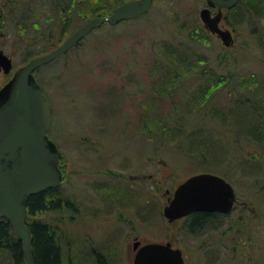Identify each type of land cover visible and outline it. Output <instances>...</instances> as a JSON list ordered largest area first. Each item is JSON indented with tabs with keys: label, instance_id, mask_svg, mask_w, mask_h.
<instances>
[{
	"label": "rangeland",
	"instance_id": "1",
	"mask_svg": "<svg viewBox=\"0 0 264 264\" xmlns=\"http://www.w3.org/2000/svg\"><path fill=\"white\" fill-rule=\"evenodd\" d=\"M10 1L0 0V50L12 71L52 51L45 50L48 40L62 29L69 36L96 17L87 5L79 14L78 3L55 19L48 0L30 1L26 13ZM203 7L204 0H156L151 26L143 20L101 26L34 74L51 106L48 138L62 154V182L53 195L60 207L38 216L55 232L60 264H132L134 236L171 242L186 254L193 250L186 264H264V3L262 14L236 28L223 16L232 46L208 32L193 46L199 55L183 58V65L163 62L162 40L180 43L192 24L204 28ZM97 37L102 44L92 43ZM171 63L173 74L162 86L161 71ZM154 79L164 91L158 107L151 97ZM240 107L252 110L249 130L239 129ZM97 138L102 147L87 149ZM198 173L226 179L241 204L188 234L182 221L170 224L163 216L164 192ZM0 264H12L6 251L0 250Z\"/></svg>",
	"mask_w": 264,
	"mask_h": 264
},
{
	"label": "water",
	"instance_id": "2",
	"mask_svg": "<svg viewBox=\"0 0 264 264\" xmlns=\"http://www.w3.org/2000/svg\"><path fill=\"white\" fill-rule=\"evenodd\" d=\"M206 7L198 16L205 30L216 35L224 47L234 43L232 32L223 29V9H230L238 0H204ZM154 0H128L106 16L94 17L52 51L32 58L18 68L0 90V218L7 220L12 235L21 243L25 264H35L31 254V233L25 223L30 196L59 187L62 173L58 168L61 152L48 138L50 102L33 73L42 65L67 53L91 31L108 24L145 15ZM216 8L212 15L210 8ZM9 73L11 60L0 50V69ZM236 202L235 190L224 178L212 173H198L180 183L172 199L163 208L169 221L192 212L227 214ZM133 264H184L181 251L170 244H147L134 257Z\"/></svg>",
	"mask_w": 264,
	"mask_h": 264
},
{
	"label": "trees",
	"instance_id": "3",
	"mask_svg": "<svg viewBox=\"0 0 264 264\" xmlns=\"http://www.w3.org/2000/svg\"><path fill=\"white\" fill-rule=\"evenodd\" d=\"M30 1H33V0H27V1L11 0L10 5H15V10L18 9L19 12L21 11V12L26 13L28 10L31 9V5L29 3ZM126 1L128 0H68V2L64 4L62 0H48V3H49V10L52 13V16L55 19L56 18L58 19V18H62L63 16L67 15L66 12L71 10V8L75 9V6H74L75 3H78V5L80 6L79 14L82 13L84 8L92 7L93 8L91 9L92 16L98 17V16H106L110 14L111 11L116 6ZM243 1L244 0H238V2L236 3L234 7L225 11L224 19L227 25L236 28L238 26L249 23V20L252 19V16H257L255 14H259V15L262 14L264 0H249L248 2H243ZM107 2L111 6L108 7ZM15 13L16 12L14 10H10L9 15L11 16V14L14 15ZM158 13H156V11L153 12L152 8H150V10L145 15L138 17L134 20L120 22L114 26H110L108 24H104L103 26H106L110 29H114L117 26L126 24L128 22L139 23L140 20L144 21L145 26H151L152 20L157 18ZM22 17L23 18L27 17V15L23 14ZM11 18L12 17H10L9 19ZM79 20L83 21L84 19L79 18ZM63 23L64 21L62 22V24ZM33 25L35 24H32V26ZM193 25L194 24H192L189 27L190 29L186 33V37L184 38L185 40L182 39V41H186L187 43L182 44V41L180 43H174L171 38H169V40H162L161 52L164 54V58L162 59L163 62H164V59H166V62L169 61V59H175L176 62L174 64L183 65L182 63L183 58H188L193 55H199V52H196L193 46H195V44L196 45L199 44L202 38L206 39L209 33L206 32L204 28H201L199 26L192 28ZM173 30H175V32L177 33H181V31L182 32L184 31V28H173ZM93 31H91L89 34L93 33ZM65 33L66 31L62 29L59 32L60 35L58 39H56L55 41L48 40L49 46L45 50H48L49 48L54 49L56 47V44L58 42H61V40H63ZM67 36L68 34L65 37ZM173 37H176V36L173 35ZM260 37H262L260 41L264 46V32ZM83 40L79 42L78 44H76L73 48L80 47L81 44L83 43ZM92 43L102 44L103 40L97 37L94 41H92ZM189 46H192L193 49L192 47L189 48ZM93 47H94V44H93ZM188 48H189V52H188ZM100 50L103 51V49H100ZM174 64H172L171 66L166 64L165 68L167 69V71L165 69L161 71L162 72L161 80L159 81L162 82L161 83L162 86L164 83H166V80H167L166 78H171L173 74L172 73L173 69L171 68L173 67ZM157 83L159 82L155 80L154 84L152 85L153 94H151V97H152V101L157 103L156 105L158 107L160 103V99L164 98L163 96L164 91L162 87H157ZM186 86L182 87V89H180L179 91L177 90L178 87L174 88V90H176L175 94L177 93L181 94L184 90H186L185 89ZM244 109L245 108L240 107V111H238L239 115L241 114L244 115V118H240L238 125H239L240 130H245V129L249 130L251 126L247 122H249L252 119V115H251L252 110L250 112L248 109H245V110ZM243 125L245 126L243 127ZM197 132H200V130H198ZM153 135H156V134L153 133ZM193 135H194V132H192L190 136H193ZM56 191H57V188L47 189L43 192L30 196L27 202L25 223L29 227V230L31 233V238H32L31 254H32V258L35 264H60V258H61L60 246L58 244V241L55 239V235H54L55 232L53 231V229H51L48 223L38 218V216L44 213L45 211L57 209L60 207V199L53 200L54 198L53 195L56 193ZM49 198H52V199H49ZM211 216H213L212 213L198 211V212L193 213V220L194 221L204 220ZM241 216L245 217L244 213H242ZM261 218H264V216ZM243 219L244 218H241L240 224L241 226L245 227L246 223ZM0 250L6 251L11 256L12 264H25L22 250H21V243L12 235L7 220L3 218H0Z\"/></svg>",
	"mask_w": 264,
	"mask_h": 264
},
{
	"label": "flooded vegetation",
	"instance_id": "4",
	"mask_svg": "<svg viewBox=\"0 0 264 264\" xmlns=\"http://www.w3.org/2000/svg\"><path fill=\"white\" fill-rule=\"evenodd\" d=\"M215 11H216V8H211V14L213 15L214 13H215ZM41 56V55H40ZM37 57V56H36ZM34 58V57H33ZM32 58H30L29 60H31ZM28 60V61H29ZM27 61V62H28ZM27 62H25L23 65H25ZM23 65H21V66H23ZM13 67V66H12ZM20 68V67H19ZM18 69V68H17ZM16 69V70H17ZM40 69V67L37 69V70H39ZM16 70H14V71H12V69H11V71L9 72V73H4V71H3V69L1 68L0 69V75H2L1 76V83H0V90L2 89V87L3 86H5L8 82H9V80L12 78V76H13V73L16 71ZM36 70V71H37ZM36 71L33 73V77L35 78V73H36ZM36 81H37V83L39 84V82H38V80L37 79H35ZM39 86H40V84H39ZM41 87V86H40ZM42 90V89H41ZM44 93V92H43ZM138 128H140L139 126H138ZM104 136H105V132H104ZM98 140H100V139H94L93 141L94 142H91L90 143V146L87 148V149H91V150H94L95 148V146H100V147H102V145L103 144H100L99 145V142H98ZM79 144V143H78ZM94 146V147H93ZM92 148H94V149H92ZM79 149V148H78ZM95 151H97V150H95ZM103 153L105 154V152L103 151ZM100 158V157H99ZM60 163V162H59ZM97 171V170H96ZM97 174H105L103 171H98V172H96ZM215 175H217V174H215ZM218 176H220V175H218ZM221 177V176H220ZM129 178L131 179V180H137L138 178H139V176H136V175H134V176H129ZM223 178V177H222ZM226 180V179H225ZM227 181V180H226ZM61 182H62V180H61ZM228 182V181H227ZM229 183V182H228ZM179 185V184H178ZM177 185V186H178ZM176 186V187H177ZM175 190V189H174ZM174 190L171 192V191H169V190H166L165 192H164V196H165V198H166V202H165V204H164V206H163V208L169 203V200H171L172 199V195H173V192H174ZM241 203H239L238 202V200L236 201V203L233 205V207H232V209H231V211L229 212V213H227V214H221V213H217V212H208V213H212L213 214V216H211V217H209V218H207V219H204V220H197V221H194L193 220V213L194 212H192V213H190L189 215H187V216H185V217H182V218H180V219H177V220H174V221H172V222H169L167 219V222L168 223H170V224H174V223H176V222H178V221H182V227H183V229L186 231V232H188V234H191V231H192V229L193 228H197V227H202L203 225H204V223L205 222H207V221H209V219H216V218H220V217H222V216H228L235 208H237V206L238 205H240ZM243 208L245 209L246 207H247V205L246 204H244L243 203ZM162 214H163V210H162ZM135 229V228H134ZM97 236H98V234H96ZM104 235V234H103ZM103 235H99L98 236V238L100 237V238H102V236ZM91 238V237H90ZM92 239V238H91ZM93 240V239H92ZM120 241H121V239H119ZM112 241V240H111ZM152 243H158V244H162V245H166V244H170V247L172 248V249H179V248H176L174 245H172V243L171 242H168V241H164V242H146V241H141L137 236H134L133 237V239H132V244H131V251H132V264H133V261H134V257H135V255H136V252L141 248V247H143V246H145V245H147V244H152ZM120 244V243H119ZM89 246V245H88ZM92 249H93V255L94 256H97L99 259H101L100 258V253L98 252V251H96L95 250V248L94 247H92ZM180 251H181V255H182V257H183V260H184V264H186V258L188 257V256H191V252L193 251H191V252H187V254L186 253H184L183 252V250H181V249H179ZM101 261V264H106L105 263V260L104 259H101L100 260Z\"/></svg>",
	"mask_w": 264,
	"mask_h": 264
}]
</instances>
